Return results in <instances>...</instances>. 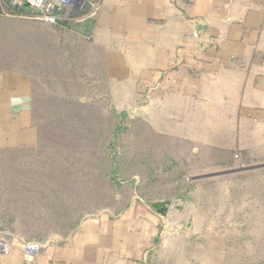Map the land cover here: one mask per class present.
I'll return each mask as SVG.
<instances>
[{
    "label": "crops",
    "instance_id": "obj_1",
    "mask_svg": "<svg viewBox=\"0 0 264 264\" xmlns=\"http://www.w3.org/2000/svg\"><path fill=\"white\" fill-rule=\"evenodd\" d=\"M99 1L96 19L68 41L59 32L47 45L42 29L22 51L0 44V118L12 117L17 101L22 118L29 120L34 95L41 93L50 69L54 78L62 76L58 85L67 86L70 97L75 91L84 95L73 97L78 102L103 103L109 97L112 111L133 110L134 121L150 137V165L164 155L157 160L163 165V177H153L157 182L167 180L164 172L171 160H188L192 167L182 181L200 182V212L209 211L202 201L221 182L235 193L236 181L245 177L264 181V0ZM30 68L36 69L35 81L26 72L14 73ZM28 120L22 127L28 128ZM0 140V146L6 144L5 135ZM3 191L0 203L13 197ZM136 200L119 215L85 218L64 238L39 243L35 257L24 251L29 241L9 234L19 244L0 253V264H237L235 248L232 256L212 251L200 258L184 250L189 239L174 233L185 228L188 208L183 201H154L171 202L163 218L153 203L140 195ZM27 213L12 212L13 220L27 219L29 232L44 227L39 222L43 217L37 215L35 222ZM227 244L237 245V238Z\"/></svg>",
    "mask_w": 264,
    "mask_h": 264
},
{
    "label": "rangeland",
    "instance_id": "obj_2",
    "mask_svg": "<svg viewBox=\"0 0 264 264\" xmlns=\"http://www.w3.org/2000/svg\"><path fill=\"white\" fill-rule=\"evenodd\" d=\"M13 1L14 0H0V44L4 46V42H7V45L12 44L16 49H20V47L23 49L26 44L29 47L30 42L31 44L32 42L35 43L34 39L37 31L41 32L42 29L46 34L45 41L47 45L52 46V42L57 40V38H54L55 35H61L59 32L63 33L62 41H68L69 36L74 35L75 30L77 31L80 29L81 32H85L87 25L91 23V20L96 19L101 9V5H99L96 15L86 19L88 14H85V10L87 9L83 6L84 0H82L81 3L78 2L71 10L67 11L66 14L68 15L63 16L61 21L56 24H48L33 18V12L31 10L29 15L23 14L16 16L12 12L16 9ZM19 9L29 12L27 7H20ZM69 19L71 22L68 21ZM4 29H6L7 32H4ZM22 49L20 50L22 51ZM14 62H16L15 59ZM34 62L35 61H32L30 65L35 64ZM21 71L23 73H28L31 80H36L35 68H30L28 70L14 69V73L16 74ZM52 71L53 70L50 69L46 70V74L45 76L43 75L44 77L42 78V80H45V85L42 87L40 86L41 93L34 95L35 102L37 101L39 105V110H36L38 116L36 115L34 120L38 118L40 121H43L41 125L43 129L49 128L48 126L46 127V125L50 123L48 117L57 114L58 108H64L61 105L70 104L73 107L76 106L78 102H69L67 100L68 98L73 99L75 96L76 99L77 97L81 99L84 96H78V92L75 91L73 97H70L66 91L67 86L62 87L58 85V82L62 81V76L57 74L56 78L53 76L51 77L50 74H52ZM38 79L40 80L41 78L39 77ZM54 83H56V85H54ZM13 104L16 110L13 111L12 117L7 119L4 117L0 118V136H3L2 132L6 129L8 130L6 135L12 132L9 136H14V138L11 139L13 143H15L16 138L20 142H18L19 145H17L18 147L15 149L0 150V178H2L3 174L8 181L18 178L23 179L25 185L23 187L24 193L21 197V201L14 197H5L2 199L0 203V232L1 235L10 237L11 235H19L29 242L46 244L53 240L64 238V236L69 233L70 228H63V225H61L62 223H53L51 225L48 223V227H45L46 221L43 218L39 222H41V226L44 224V227H38L29 232L25 229L26 225H24L27 219L17 218L19 220H13V216L16 214L14 215L12 212L27 211L28 213L26 215L36 213L35 216L40 214L36 211H43L44 209L42 208L46 207V202L30 199L28 195H30L31 192H37L38 197L41 195L51 196L59 194L60 192L57 191L60 190L59 188H66V186L58 183L57 178L60 177V172H67L70 168L73 171L74 164L77 162H72V165H70V163L72 160L78 161L77 158H79V155L77 156V154L72 151L70 141H62L58 138L53 139L48 136V134H44L42 140H46V143L43 142L41 146H33L34 144H30L32 141L28 140L26 136L28 133L26 130L18 128L25 126L26 123L24 120H28V118H22L21 109H17L16 107H19L21 103L14 101ZM87 105H92L93 107H89L90 109L86 111L84 110V115L93 117L91 119H94L95 123L101 124V128L107 132L113 130L112 126H115L114 124L119 123V120L115 122V118L113 117L114 111H112V103L109 97L103 103L88 102ZM78 110L77 107L76 109H69L68 111L77 113L79 112ZM130 110L129 115L125 117L124 120V123L128 127V131L119 136L118 148L122 154L121 158L124 164L123 176L125 178L134 176V178H136L135 183H126L122 187H109L107 183L102 185L100 184L101 182H98L94 188L89 189L83 188L82 183L79 187L75 183L71 186L77 189L75 190V188L72 187L69 189L72 193L76 191L79 197L76 198V204L75 206L73 205L70 213L74 212L73 214L77 219H80V222L85 218H90L99 214L119 215L128 208L131 203L138 202L136 198L139 194L146 199L155 197L157 199H172L180 203L183 201V205L188 208L186 218L184 217L185 212L178 214L183 215V220H186L184 222L185 228L174 229V233L179 232L189 239V244H184L182 246L186 252L197 253L199 258L200 253L212 251L227 254L231 253L232 256V252L235 248L237 264H264V181L260 179L257 180V178L254 177H245L247 180L241 179L236 181L237 191L235 193L228 191V182H226V184L221 182L211 189L209 188L213 194L202 201L205 203L206 207L207 205L209 206V208H207L209 211L200 212V182L190 184L182 181L184 177L189 176L192 167L191 164L188 163V160H184V163L181 164H172L169 162L167 168L173 167L168 173L164 174L167 180L159 182L154 181L152 184H149V171L142 168L139 162L150 161V137L147 130L146 133H143L144 127L142 123L134 121L133 110ZM68 111L63 109L62 112ZM82 120L83 122L88 121L84 116ZM44 122L46 123L44 124ZM78 128L81 129L82 127ZM93 129L99 130L98 128ZM10 130L11 132H9ZM11 141L9 145L12 146ZM26 141L28 142L25 143ZM168 143L170 145L172 144L170 142ZM182 152L184 153V151ZM188 157L187 155L184 158L186 159ZM162 158H164L162 153L158 154V158H153L152 166H150V169H153L155 172L153 177H157L159 174L163 177V165L157 161H161ZM86 172L88 171L84 173ZM72 177L73 176L70 178L72 179ZM77 177L83 179V174H79ZM179 177H181V180H177ZM79 178L77 179L80 180ZM42 179L49 180V182H52L53 179L56 183L51 186L43 187L36 182ZM67 181L70 182L69 179ZM82 181H85V179ZM231 183H233V181H231ZM136 185L140 186L139 190H136ZM3 189L11 195V187H4ZM2 190L0 189V191ZM71 196H74V194ZM52 201L54 202V199ZM46 211L47 210H44V212ZM173 220L178 221L180 217H174ZM64 223L65 222H63V224ZM176 235L179 234L176 233ZM205 237L214 238L215 240L209 242L200 241V238ZM234 237L237 238V245H228V239ZM224 242H226V244ZM227 263L228 261L225 260L224 264Z\"/></svg>",
    "mask_w": 264,
    "mask_h": 264
},
{
    "label": "trees",
    "instance_id": "obj_3",
    "mask_svg": "<svg viewBox=\"0 0 264 264\" xmlns=\"http://www.w3.org/2000/svg\"><path fill=\"white\" fill-rule=\"evenodd\" d=\"M16 8L12 12L18 16L27 14L29 15V12L27 10H23ZM51 76V74H50ZM52 77V76H51ZM45 79V78H44ZM50 83V82H49ZM69 102H78L77 100H73L72 98L67 99ZM64 108H58V113L50 115L48 119L50 120V123L46 125L49 128L43 129L42 123L43 121H40L38 118L34 120V117L37 115L36 110H39L38 102H35V99L32 103V112L33 115L29 118L30 125H28V128L24 127H18L19 129L26 130L28 135V140L32 141L30 144H34L33 146H41L43 142L46 143V140L43 141L44 134H48V136L52 137L53 139L58 138L63 140L70 141V145L72 147V151L79 155L78 161H71L70 165H72V162H77L74 164L73 171L70 168L69 171L63 172L59 174L58 183L61 185L66 186V188H59L60 193L57 195H41L37 196V192L33 193L31 192L28 197L33 200H42L45 203L46 207L42 208L44 210H47L46 212H39L40 217H43L45 219V223L49 225L53 223H62L63 228H70L69 231H72L76 228V226L80 223V219H77L75 215L70 211L73 208V205L75 206L77 197H79V194H76V191L72 193L69 188H71L73 184H77L79 187L82 183L83 188H94L98 184V182H101L100 184L105 185V183L108 184L109 187H122L126 183H135L134 176L125 178L124 175V169H123V163H122V154L119 151L118 148V138L120 135L125 134V132L128 131L127 125L124 123L125 117L129 115L127 111L122 112H114L113 117L115 118V122L119 120V123L114 124L113 130H110L107 132L104 130L101 124L95 123L94 119H91L93 117L84 115V110L90 109L93 107L92 105H87V103L78 102L76 106L78 107L77 113L75 112H69V109H76L77 107H73L72 105H61ZM72 107V108H71ZM90 107V108H89ZM57 108V107H56ZM60 109V110H59ZM63 109L67 110L68 112H62ZM38 116V115H37ZM83 116L87 118L88 121L83 122ZM31 119V120H30ZM41 122V123H40ZM46 122H44L45 124ZM89 125V126H85ZM78 127H82L79 129ZM17 128V127H16ZM98 128L99 130L93 129ZM93 129V130H92ZM8 130L4 129L3 136L6 135ZM11 132V130L9 131ZM12 133V132H11ZM9 133V135L11 134ZM9 135L5 136L6 144L0 146V150H10L15 149L19 145L18 139L16 138L15 143L11 141L13 137H10ZM12 136V135H11ZM23 136V135H22ZM12 142V146L9 145V142ZM2 141L0 140V143ZM26 141L25 143H27ZM76 159V158H75ZM83 159V161H82ZM85 159V161H84ZM69 161V160H68ZM172 164L173 160H171ZM140 166L142 168H145L146 171H149L148 178H153L155 172L153 169H150V164L147 161H140ZM68 164V163H67ZM137 164V162H136ZM127 165V164H126ZM133 166V163H132ZM173 166L166 168L164 173H168ZM85 171H88L84 173ZM65 173V174H64ZM90 173V174H89ZM79 174H83V179H80L77 177ZM89 175V176H88ZM71 176L72 179L70 178ZM56 178V177H54ZM79 178L80 180H78ZM70 180L68 182L67 180ZM85 181H82L84 180ZM156 181L154 178L152 179V182ZM32 182V181H31ZM37 184L45 187V186H51L55 184L56 182L52 179V182L47 181L46 179L37 180ZM109 182V183H108ZM137 182V181H136ZM149 182V181H148ZM80 183V184H78ZM69 184V185H68ZM150 184V183H149ZM25 185V181L23 179H11L0 182V188H4V186L11 187L12 189V195L15 199L21 201V197L23 195V187ZM140 186H135L136 190H139ZM75 188V187H72ZM77 188H75L76 190ZM74 194V196H71ZM140 195V194H139ZM37 196V197H36ZM142 200L147 202L148 204H152L154 201L158 200L155 197H151L150 199H146L144 196H140ZM54 199V202L52 201ZM146 199V200H145ZM74 201V202H73ZM53 206V207H50ZM41 211V210H40ZM51 211V212H49ZM49 212V213H48ZM36 213H32L30 215L35 216ZM33 218V217H32ZM37 218V215L35 216ZM38 218L35 219V222H38ZM63 222H65L63 224Z\"/></svg>",
    "mask_w": 264,
    "mask_h": 264
},
{
    "label": "built area",
    "instance_id": "obj_4",
    "mask_svg": "<svg viewBox=\"0 0 264 264\" xmlns=\"http://www.w3.org/2000/svg\"><path fill=\"white\" fill-rule=\"evenodd\" d=\"M78 2L81 3L82 0H14L13 4L16 8L27 7L30 9L33 12L32 17L35 19L48 24H56L61 21L63 16L68 15L66 12L71 10ZM99 3V0H84L83 6L87 9L85 14H88L86 19L96 15ZM195 36L198 37L199 33H196ZM18 244L16 239L0 235V253L8 254ZM23 247L25 253L30 257L37 256L42 248L37 242H24Z\"/></svg>",
    "mask_w": 264,
    "mask_h": 264
},
{
    "label": "water",
    "instance_id": "obj_5",
    "mask_svg": "<svg viewBox=\"0 0 264 264\" xmlns=\"http://www.w3.org/2000/svg\"><path fill=\"white\" fill-rule=\"evenodd\" d=\"M170 203L171 202L169 200L155 202L151 205V208L156 211L159 216L164 218L168 215Z\"/></svg>",
    "mask_w": 264,
    "mask_h": 264
}]
</instances>
